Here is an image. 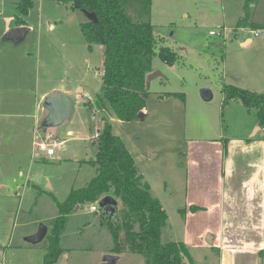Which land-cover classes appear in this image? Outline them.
Here are the masks:
<instances>
[{"label": "rangeland", "instance_id": "obj_1", "mask_svg": "<svg viewBox=\"0 0 264 264\" xmlns=\"http://www.w3.org/2000/svg\"><path fill=\"white\" fill-rule=\"evenodd\" d=\"M16 1L6 0L2 7L12 16L11 29L20 16ZM256 1L151 0L148 18L127 10L132 19L151 22L162 40L151 61L152 71L161 75L150 80L145 116L132 121L118 119L102 98L103 54L100 45L88 46L81 33L80 23L89 18L86 13L69 3L33 1L23 16L29 30L7 51L13 91L5 114L0 115V205L10 210L0 208V221L7 223L10 217L12 233L4 264H41L58 214L55 199L63 201L71 188L82 187L95 175L89 162L96 157L97 131L92 121L97 123L100 114L112 132L138 153V170L149 175L153 195L166 207L162 240L181 235L182 219L176 209L183 206L185 142L189 137L225 139L234 133L242 107L226 101L221 89L226 84L248 85L242 71L250 68L254 58L264 56V33L251 36L249 32L264 29V0L254 6ZM245 10L260 21L256 27L235 26ZM245 35L253 40L247 48L240 44ZM160 46L175 52L172 65L161 59ZM30 61L34 69L38 66L36 77L30 74ZM201 88L211 91L209 100L201 98ZM260 89L257 92L264 93ZM54 90L71 100L73 111L61 124L43 128L47 113L43 101ZM165 92L183 93L184 100L172 96L160 101L158 95ZM48 135L47 141L57 145L52 156L35 144ZM116 200L114 214L105 220L99 207L97 211L87 208L89 203L66 215L60 232L63 252L56 264H144L141 254L112 251L113 237L106 222L119 221L121 202ZM40 224L47 226L46 236L36 244L28 242L26 238ZM191 255L194 264H211L206 252L195 249Z\"/></svg>", "mask_w": 264, "mask_h": 264}, {"label": "trees", "instance_id": "obj_2", "mask_svg": "<svg viewBox=\"0 0 264 264\" xmlns=\"http://www.w3.org/2000/svg\"><path fill=\"white\" fill-rule=\"evenodd\" d=\"M34 0H18L16 8L19 23L28 14ZM69 3L72 9L94 13L96 21L87 19L80 23V30L88 46H103L101 92L114 115L122 121L138 119V112L145 107L149 93L145 85L146 75L152 71L151 61L161 39L154 34L151 22L134 20L127 10L148 18L151 0H54ZM251 0H249L250 2ZM246 8V6L244 7ZM238 27H256L250 21L247 10L235 24ZM159 55L172 65L176 54L167 46H160ZM225 100H238L248 110H253L264 125V93L241 88L232 84L222 86ZM166 96L184 94L167 92ZM96 158L89 162L95 166V175L82 187L71 188L63 201L55 199L58 214L47 236V248L42 264H56L63 249L60 232L66 215L76 205L93 203L105 195H112L121 202L118 222L107 221L114 246L112 251H128L141 254L144 264H184L191 261L188 248L181 241L163 242L161 230L167 221V212L138 173L134 159L120 137L112 132L111 124L104 121L96 135ZM103 214L102 219H106Z\"/></svg>", "mask_w": 264, "mask_h": 264}, {"label": "crops", "instance_id": "obj_3", "mask_svg": "<svg viewBox=\"0 0 264 264\" xmlns=\"http://www.w3.org/2000/svg\"><path fill=\"white\" fill-rule=\"evenodd\" d=\"M5 1L0 0V115L5 114L4 108L6 104H10L13 91L10 81L11 62L7 56V51L13 42L6 37L11 29L12 16L6 15L5 8L2 9ZM260 2L261 0H257L254 6ZM249 15L250 21L257 26L260 21L255 18V14L249 12ZM17 19L18 17L15 20V27L25 26L23 18V23L17 22ZM252 43L250 35H245L240 41L245 48ZM101 49L103 53V46ZM262 53L264 54V50ZM27 57L31 60L32 56L26 54ZM26 63L29 64L28 61ZM30 64V74L35 73L36 77L38 66L36 65L34 69L32 61ZM24 66L27 69V65ZM242 74L248 81V85H242L245 86L244 88L255 92L262 90L260 88H264V56L254 58L250 62V68L244 69ZM55 92L54 90L51 94ZM165 93L158 95L160 101L172 97L166 96ZM229 101L237 105L240 103L242 107L239 108L240 113L234 123L233 134L225 139L189 137L190 139L187 138L185 142L183 206L176 209L181 214L182 231L181 235L172 240H162L163 242L181 241L185 244L191 261L185 259L184 264H194L195 258L191 254L195 249L209 254L211 264H262L263 262L264 125L258 122L253 110H248L240 101L232 99ZM142 112L145 116V107ZM100 115L97 123L92 121L96 131L105 121L104 116ZM96 135L97 132L95 137ZM125 146L137 167V162H141L138 153H133L128 145ZM138 173L142 180L148 183L152 193L153 185L149 175L139 170ZM162 206L166 210L163 204ZM0 208L10 210L5 204L0 205ZM163 231L162 229V234ZM11 233L10 217L7 223L0 221V264H4ZM206 239L211 240V243Z\"/></svg>", "mask_w": 264, "mask_h": 264}, {"label": "water", "instance_id": "obj_4", "mask_svg": "<svg viewBox=\"0 0 264 264\" xmlns=\"http://www.w3.org/2000/svg\"><path fill=\"white\" fill-rule=\"evenodd\" d=\"M85 12V11H84ZM89 17L88 19L92 21H96V17L94 13L85 12ZM29 30L27 26H16L13 29L9 30L6 35L13 43L18 44L23 40L26 32ZM161 75L158 71H151L145 77V85L149 86L150 80L157 76ZM199 94L202 99L209 100L212 97V93L208 88H201L199 90ZM44 109L46 110V115L41 123L43 128L52 127L61 124L66 119L70 118L73 106L71 100L61 92H56L54 94L48 95L44 98L43 101ZM144 114L142 111L138 112V118L143 119ZM117 200L114 196L108 194L103 196L98 201V207L103 211L104 214L112 216L116 210ZM78 209V205H76L73 211ZM47 234V226L40 224L35 233L28 236L26 240L32 244H36L43 240V238ZM208 243H211V240L206 239Z\"/></svg>", "mask_w": 264, "mask_h": 264}, {"label": "built area", "instance_id": "obj_5", "mask_svg": "<svg viewBox=\"0 0 264 264\" xmlns=\"http://www.w3.org/2000/svg\"><path fill=\"white\" fill-rule=\"evenodd\" d=\"M251 36H259L262 35L264 33V29H251L250 31ZM210 34H220V31L214 32V31H210ZM50 137V135L44 137V140H40V141H36V148L39 151L44 152L46 155H53L57 149V145L55 142H48L47 139ZM98 201H95L93 203H90L88 205V209L91 211H97L98 209Z\"/></svg>", "mask_w": 264, "mask_h": 264}]
</instances>
